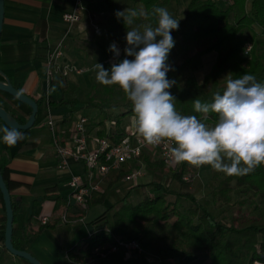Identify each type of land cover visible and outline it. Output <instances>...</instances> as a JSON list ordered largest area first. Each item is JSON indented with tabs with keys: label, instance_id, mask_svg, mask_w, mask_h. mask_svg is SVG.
<instances>
[{
	"label": "trees",
	"instance_id": "trees-1",
	"mask_svg": "<svg viewBox=\"0 0 264 264\" xmlns=\"http://www.w3.org/2000/svg\"><path fill=\"white\" fill-rule=\"evenodd\" d=\"M104 5L109 12L105 24L100 25L101 33H109V41H117L112 34L117 29L127 30L122 19L115 13L118 10L116 0H93ZM134 5L140 4L151 12L152 7L162 6L169 9L179 0H130ZM184 14L179 21L178 30L172 31V36L181 46L194 43L195 52L182 62L173 64L167 73L170 80L175 81L170 89L176 98V110L182 115H196L193 100L212 102L213 94L223 91L221 77L227 74L231 78H239L244 73L253 74L257 81L264 83V0H250L249 11L245 9L247 0H186ZM101 12L104 13L103 10ZM155 26V18L151 21ZM254 25L261 28L256 32ZM251 49L244 53L246 46ZM214 53V60L201 79L186 72L199 68L203 56ZM109 64V63H108ZM109 66H111L109 64ZM7 77L0 73V80ZM51 89V86H50ZM44 115L57 105L75 111L80 106V100L74 95L63 97L57 103L50 97L38 101ZM133 105L117 113L115 116L105 114L104 118L114 120L115 126L111 133L104 135L103 120L100 136H107L112 142H119L127 131L121 126L126 116H133ZM216 114H209L204 121L209 126L217 121ZM27 130H20L22 133ZM136 159L145 165L153 179L138 185L144 191L143 198L136 205H131L127 196L109 207L113 210L112 219L106 216L107 209L95 217L91 235L85 238V253L78 254L74 249H68L70 260L75 263L84 261L85 256L93 247L105 242L115 244L117 240H136L145 251L160 258V263L154 264H258L264 262V166L244 176H227L217 172L219 178L216 185H207L209 192L202 200H198L192 190L194 177L198 167L188 164L167 168L160 158L149 160L144 153ZM6 186L9 182L4 169H0ZM187 175V179L183 176ZM212 176V175H211ZM163 177L174 180L178 187L170 188L162 183ZM235 182V187L231 184ZM213 183V182H212ZM111 184L103 191H92L84 203L83 211L92 204L102 203ZM239 191L241 195L251 192L255 200L249 197L236 196L232 199L230 193ZM236 196V197H235ZM254 205V213L247 214L240 210L246 204ZM13 216L14 206L11 199ZM238 205V211L225 217V212L233 205ZM82 214L75 217L80 225ZM172 220L168 227L163 222ZM82 223V222H81ZM78 225V226H79ZM42 225V228L46 227ZM12 230V244L19 248ZM2 256L0 254V264ZM94 264H149L144 255H124L117 250Z\"/></svg>",
	"mask_w": 264,
	"mask_h": 264
},
{
	"label": "crops",
	"instance_id": "crops-1",
	"mask_svg": "<svg viewBox=\"0 0 264 264\" xmlns=\"http://www.w3.org/2000/svg\"><path fill=\"white\" fill-rule=\"evenodd\" d=\"M116 1H124L127 4L130 0ZM227 2L224 0L223 4ZM72 4V0H4L0 33V72L16 89L36 102H42L43 99L50 97L57 103L63 97L71 98L74 95L81 100L74 90L79 87L78 81L86 74L85 72L69 73L67 77L56 75L51 81L46 77L47 52L60 39H64L62 64L77 65L78 59L83 60L79 51H72L73 49H96L91 44L82 45L77 39L86 37L84 28L87 26L85 19L88 8L98 9L104 5L93 0H83L84 10L80 21L68 25L62 20V15L72 9ZM250 7L251 1L247 0L246 11H249ZM254 29L256 32L261 31L258 25H254ZM108 43L110 45L109 39ZM0 106L20 123L28 119L31 111L28 105L3 91H0ZM43 112L42 106L39 107L34 124L23 133L24 138L13 146L3 142V133L0 132V169L5 170L9 182V193L14 206L15 239L18 241V249L30 252L41 264H77L70 260L68 249L76 245L84 247L85 238L93 228L91 221L100 214H97L100 211L98 206L109 208L125 196L131 205L138 204L144 192L138 185L150 182L153 177L138 159L128 161L119 168H111L104 175H94L91 179L87 178L88 170L82 159L67 157L66 165L59 167L55 143L70 146L73 124L78 116L86 115L79 108L70 111L62 105L53 107L47 115ZM48 115L55 123L57 130L55 135L47 126ZM87 118L88 144L92 147L93 138L101 137L99 134L101 125L98 122L104 119V135L111 133L115 122L105 118L95 121ZM131 118L132 116H126L121 121L125 131H135L131 125ZM4 127L9 126L0 119V128ZM142 153L149 160L159 158L157 151L151 146H145ZM201 168H205L206 175L204 179L198 181L196 178L200 175ZM136 169L141 170V175L137 179L124 178L126 174ZM211 170L208 165L198 167L192 185V189H195L193 193L198 200L204 198L203 188L209 184ZM76 175L83 177L86 183L94 187L92 191H103L112 183L102 203L89 206L83 211L85 205L74 201L68 185L71 177ZM161 181L170 188L178 187L169 177H163ZM112 193H115V196ZM89 196L90 194L86 200ZM116 196L119 198H115ZM80 214L82 223L79 225L75 217ZM44 216L48 217V221L47 226L42 228L41 218ZM5 220V207L0 192L1 264H29L4 248Z\"/></svg>",
	"mask_w": 264,
	"mask_h": 264
},
{
	"label": "clouds",
	"instance_id": "clouds-1",
	"mask_svg": "<svg viewBox=\"0 0 264 264\" xmlns=\"http://www.w3.org/2000/svg\"><path fill=\"white\" fill-rule=\"evenodd\" d=\"M126 28L125 57L110 70L96 63V80L106 86L116 85L133 105L131 125L146 145H163L171 165L210 166L227 176H244L264 166V83L253 74L227 78L224 90L213 94L212 102L193 100L196 115H182L176 110V98L168 79V57L175 46L172 31L179 21L166 7L128 8L115 13ZM155 18V26L151 22ZM144 23L136 24L137 20ZM115 56V43L109 47ZM131 57L132 59H128ZM217 121L209 126V114ZM8 146L21 141L16 128H0Z\"/></svg>",
	"mask_w": 264,
	"mask_h": 264
},
{
	"label": "built area",
	"instance_id": "built-area-1",
	"mask_svg": "<svg viewBox=\"0 0 264 264\" xmlns=\"http://www.w3.org/2000/svg\"><path fill=\"white\" fill-rule=\"evenodd\" d=\"M72 9L64 12L62 20L72 25L80 21L84 4L83 0H72ZM224 1V0H215ZM228 1V0H225ZM94 33L100 34L101 28L98 25H93ZM64 39H60L56 45L49 49L46 55V77L48 81H51L56 75L65 76L71 72L81 73L83 69L77 68L74 65L62 64L61 59L63 58V43ZM115 43L119 49V56H115L109 51L108 63L110 65L117 63L118 58L121 56V46L117 41H110V45ZM109 45V47H110ZM251 49V45L248 44L245 48L244 53H248ZM88 118L86 116H78L76 122L72 127L71 145L66 146L60 143H55L56 152L59 156V167L66 165V158L72 157L74 159H82L85 162L88 170V179H91L94 175H104L111 168H119L122 164L135 160L136 157L143 151L145 146H148L135 131H127L119 142H112L107 136L94 137L93 145L89 147L88 136L86 131V124ZM47 126L51 133L55 135L56 126L53 120L48 115ZM163 164L171 169L176 165L168 163V154L166 149L161 146L153 147ZM141 175V170L136 169L126 174L124 178L126 180L137 179ZM188 176L184 175L183 179H187ZM71 189V196L74 201L80 205H83L86 201V197L94 189L90 184L86 183V180L81 176H72L68 183ZM48 217L44 216L41 218V223L46 224ZM91 235V232L88 236ZM84 247H86L84 245ZM121 250L124 255L134 254L144 255L145 260L149 264L160 263V258L151 253L145 251L143 246L136 240H117L115 244L105 242L103 244L93 247V249L85 256L84 261L77 264H94L97 260L107 257L109 254ZM258 264H264L258 263Z\"/></svg>",
	"mask_w": 264,
	"mask_h": 264
},
{
	"label": "rangeland",
	"instance_id": "rangeland-1",
	"mask_svg": "<svg viewBox=\"0 0 264 264\" xmlns=\"http://www.w3.org/2000/svg\"><path fill=\"white\" fill-rule=\"evenodd\" d=\"M118 2V1H116ZM186 0H179V3L172 4L169 7V12L173 15L175 19L181 20L184 14V8L186 5ZM118 10L117 11H123L124 9L133 8V9H140L143 8L140 4H133L131 1H128L127 4L124 1L117 3ZM101 10L104 11L101 12ZM109 12L105 11L103 7L100 6V8H88V13H86V27L84 28V31L86 32V37L77 39V41H81L82 45H93L96 47V49H73L72 51L78 50L79 54L83 57V60H77V65H74L72 63L71 65L76 66L77 68L83 69V72L86 74L80 77V81H78L79 87L76 88L74 91H76V94H79L80 100V106L79 109L82 110V113H85L87 117H89L92 121H95L96 119L104 118L105 114H109L111 116H115L117 113L124 111L129 104L132 105V103L127 99L125 93L116 85L106 86L101 83H99L95 76L96 72L93 70L96 63L102 64L105 69L110 70L111 66L108 64V58H109V43L108 39L109 33L105 35V32L101 33V35L94 33V28L92 25H105L106 18L108 16ZM143 20H137L136 24L144 23ZM127 30L124 29H117L112 34L115 36V39L121 46V56L118 58V62L122 61L125 57L124 49L126 47V36ZM68 50V49H67ZM195 45L194 43L187 44L186 46H181L179 41L175 42V46L171 50L169 57H168V64L172 66L173 64L182 62L185 58L189 57L195 52ZM64 51V49H63ZM214 54L210 53L202 58V64L199 68L191 71H187V74H193L197 79H201L203 74L207 72L214 60ZM128 59H132L131 57H127ZM84 65V67L82 66ZM74 73V72H71ZM82 73V72H81ZM69 74L65 76L60 77H67ZM229 78L227 74H224L221 77V83L225 86L226 79ZM79 92V93H78ZM210 174L212 175L209 181L210 185H216L218 183L219 178H221L219 175H217V171L211 170ZM205 168H201L200 175L197 176L196 180L200 181L205 178ZM213 182V183H212ZM235 187V182L231 184ZM193 192L195 189H192ZM115 191V190H114ZM198 192V189L196 188V193ZM209 192V189L207 186L203 188L204 196ZM234 193L236 196H239L241 198L249 197L251 200H255L252 196V193L249 192L246 195H241L239 191H234L233 193H230L232 199L234 198ZM116 194L119 196L118 192ZM113 196H115V193H112ZM144 192L141 194V198H143ZM116 196L115 198H119ZM235 196V197H236ZM118 200V199H117ZM96 204H92L90 207L94 206ZM99 210L97 214H101L103 211L107 209L106 216L109 220L112 219L113 210H109V208L105 207L103 208V205L98 206ZM242 211H244L247 214H253L254 211V205L252 203L246 204L243 207H241ZM238 211V205H233L230 208H228L225 212V217H229V215L236 213ZM171 219L169 221L163 222V225L165 227H168L171 223ZM85 247L83 245L79 246L78 248L74 249V252L78 254H84Z\"/></svg>",
	"mask_w": 264,
	"mask_h": 264
},
{
	"label": "water",
	"instance_id": "water-1",
	"mask_svg": "<svg viewBox=\"0 0 264 264\" xmlns=\"http://www.w3.org/2000/svg\"><path fill=\"white\" fill-rule=\"evenodd\" d=\"M3 16H4V0H0V33L3 24ZM2 74V72H0ZM0 91H3L12 97L16 98L20 102L26 104L30 108V114L28 119L24 123H20L13 115H11L6 109L0 106V119L9 127L16 128L18 130H27L32 127L35 122L36 114L38 111L37 102L31 98L30 96L22 93L18 89H16L12 83L8 80L5 81L0 80ZM0 192L2 195V199L5 207V229H4V248L13 256L19 257L29 264H41L40 261L33 256L30 252L17 249L12 244V230H13V209L11 204V197L0 171Z\"/></svg>",
	"mask_w": 264,
	"mask_h": 264
}]
</instances>
